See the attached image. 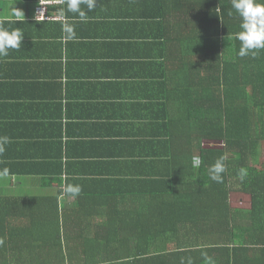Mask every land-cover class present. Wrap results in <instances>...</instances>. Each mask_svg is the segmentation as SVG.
<instances>
[{
  "label": "trees",
  "instance_id": "16d2710c",
  "mask_svg": "<svg viewBox=\"0 0 264 264\" xmlns=\"http://www.w3.org/2000/svg\"><path fill=\"white\" fill-rule=\"evenodd\" d=\"M156 1L162 2L156 32L175 69L169 99L189 117L183 144L174 141L177 122L165 137L167 152L172 151L162 163L168 170H155L147 184L122 191L123 186L102 185L99 179L88 180L97 185L76 183L67 168L82 158L76 149L58 157L54 172L44 163H9L25 175H41V181L50 182L44 188L58 191L29 192L26 199L8 189L0 196V264L39 259L48 264H181V257L189 256L193 264H205V252L214 264H264V50L238 55L242 21L227 0ZM109 156L96 167L104 171L126 163L124 155ZM193 156L203 161L199 167L193 166ZM221 156L226 171L217 183L208 169ZM241 167L248 172L243 181L237 178ZM66 183L81 185L76 199L60 198ZM236 193L247 198L249 209H232ZM73 203L108 213L92 217L95 230L90 231L78 216L74 221ZM128 211H137V227L125 226ZM142 217H149V224Z\"/></svg>",
  "mask_w": 264,
  "mask_h": 264
},
{
  "label": "crops",
  "instance_id": "0c3cea01",
  "mask_svg": "<svg viewBox=\"0 0 264 264\" xmlns=\"http://www.w3.org/2000/svg\"><path fill=\"white\" fill-rule=\"evenodd\" d=\"M41 3L44 19L37 16ZM160 5L156 0H97L87 22L65 11L76 32V38L67 40L62 32L65 17L59 15L67 8L66 0H0V25L24 34L20 48L0 58V136L10 140L0 154V171L9 170L0 177V196L8 189L28 195L26 199L29 192L58 191L44 188L50 182L41 181V175H25L18 172L21 167L12 170L8 164L44 163L54 172L58 157L74 149L82 158L69 163L67 173L76 183L97 185L88 180L99 179L102 185L134 191L154 178L155 170H168L162 163L172 151L167 152L165 137L177 122L174 141L183 144L189 117L178 101L169 99L168 81L175 69L155 28L162 18ZM115 154L125 156L124 166L104 171L96 167ZM236 200L233 194L232 209H249ZM73 205L74 218L88 223L90 231L95 230L91 218L108 213ZM136 212L128 211L125 226L139 225ZM142 218L149 224V217ZM30 262L49 263L39 259L18 264Z\"/></svg>",
  "mask_w": 264,
  "mask_h": 264
},
{
  "label": "clouds",
  "instance_id": "9594fccd",
  "mask_svg": "<svg viewBox=\"0 0 264 264\" xmlns=\"http://www.w3.org/2000/svg\"><path fill=\"white\" fill-rule=\"evenodd\" d=\"M67 10L78 15L81 22H87L89 19L88 12L96 8L97 0H66ZM86 5V10L81 5ZM232 8L241 17L240 31L236 33V38L240 41L238 55L245 57L248 55L255 56L259 50H264V0H232ZM20 12V11H19ZM59 15L65 17V10L60 9ZM231 15V13H230ZM64 38L72 40L76 38L75 26L65 17L62 24ZM24 34L20 29L9 30L0 25V58L7 57L10 49H19L22 45ZM10 142L9 137L0 136V154L5 151V146ZM226 157L221 156L208 169L210 179L214 182H223L222 173L226 171ZM203 161L199 156L192 157L194 167H199ZM9 173L7 168L0 171V177H5ZM248 175L247 169L241 167L238 170L237 178L243 181ZM82 192L79 184L66 183L62 186L61 199L67 197L76 199ZM4 243L0 238V245ZM205 264H214L208 254L202 253ZM181 264H193V259L181 257Z\"/></svg>",
  "mask_w": 264,
  "mask_h": 264
},
{
  "label": "rangeland",
  "instance_id": "374dc122",
  "mask_svg": "<svg viewBox=\"0 0 264 264\" xmlns=\"http://www.w3.org/2000/svg\"><path fill=\"white\" fill-rule=\"evenodd\" d=\"M234 196H235L236 199H238V200H236L238 206H242L240 204V202H242V204L244 202V205H245L244 207H246V204L248 203V201H247V198L245 196H243L240 193H236V195H234Z\"/></svg>",
  "mask_w": 264,
  "mask_h": 264
},
{
  "label": "built area",
  "instance_id": "2783aa9c",
  "mask_svg": "<svg viewBox=\"0 0 264 264\" xmlns=\"http://www.w3.org/2000/svg\"><path fill=\"white\" fill-rule=\"evenodd\" d=\"M42 4L43 3H41V6L37 10V16L40 19H44L46 17V8H45V5H42Z\"/></svg>",
  "mask_w": 264,
  "mask_h": 264
}]
</instances>
